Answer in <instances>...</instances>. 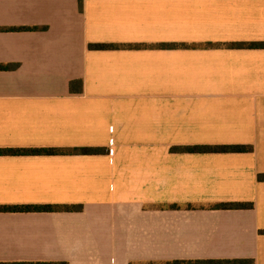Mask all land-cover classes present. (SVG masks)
Listing matches in <instances>:
<instances>
[{
	"label": "crops",
	"instance_id": "crops-1",
	"mask_svg": "<svg viewBox=\"0 0 264 264\" xmlns=\"http://www.w3.org/2000/svg\"><path fill=\"white\" fill-rule=\"evenodd\" d=\"M250 42L264 0H0V64L17 65L0 70V148L106 149L0 155V205L83 206L0 211V262L264 264ZM208 145L253 149H186Z\"/></svg>",
	"mask_w": 264,
	"mask_h": 264
},
{
	"label": "trees",
	"instance_id": "trees-1",
	"mask_svg": "<svg viewBox=\"0 0 264 264\" xmlns=\"http://www.w3.org/2000/svg\"><path fill=\"white\" fill-rule=\"evenodd\" d=\"M82 2H80L81 5ZM82 6V5H81ZM38 26L32 27H9L8 30H37ZM238 45H249L252 47H264V42L238 43ZM113 44H91L90 47L95 49H105L113 47ZM16 64H0V70H8L16 68ZM198 152H247L253 149L249 145H208L187 147ZM105 148L82 147L74 149H56V148H0V155H38V154H99L104 153ZM260 180H264V174L259 175ZM222 208H247L252 206L249 203H222L217 205ZM82 205H53V204H25V205H0V211H80ZM0 264H68L66 262H13ZM168 264H253V260L249 259H225V260H198V261H173Z\"/></svg>",
	"mask_w": 264,
	"mask_h": 264
}]
</instances>
